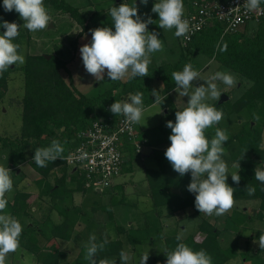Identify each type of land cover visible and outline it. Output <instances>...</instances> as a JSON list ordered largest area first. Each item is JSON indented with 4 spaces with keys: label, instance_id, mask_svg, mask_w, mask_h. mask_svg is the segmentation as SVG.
Instances as JSON below:
<instances>
[{
    "label": "trees",
    "instance_id": "16d2710c",
    "mask_svg": "<svg viewBox=\"0 0 264 264\" xmlns=\"http://www.w3.org/2000/svg\"><path fill=\"white\" fill-rule=\"evenodd\" d=\"M199 1L202 2V0ZM110 2L113 0H44V5L49 9L50 15L55 12L69 14L73 21L82 28L80 35L82 36L85 32L91 36L90 30L96 27L89 25L86 15L81 13V8L93 5L97 9L96 14L99 15L105 12L106 5L107 7L111 6H109ZM261 5L264 7V0ZM189 9L193 11L192 2ZM0 18L8 22H16L20 16L14 10L5 12L2 0L0 2ZM248 25L242 27L235 34H227L223 37L222 25L215 23L195 35L187 47L183 46L181 37L182 52L177 63H164L148 67V76L145 77H126L117 81H111L107 77L109 83L111 82L110 87L100 88L92 96L84 94L73 83L79 61L74 65L75 58L67 59L61 47H57V54H50V59L47 58L49 55L29 53L24 66L15 70H12V66H10L8 71L0 75V98L9 91L13 72L19 71L24 81V94L20 100L22 107L20 133L13 136H0V150L10 151V169L13 165L27 162L32 170L38 172L40 177V181H37L38 191L32 193L31 190H27L28 188H23L26 181L23 172L19 173L21 169L19 167L11 169L14 193L12 196L9 193L6 194L9 201L6 211L16 217L19 222L30 218V221L23 225L19 248L33 254L36 264H89L84 259L85 247L72 262H69L68 252L62 250L59 243L73 239L75 219L71 215V207L74 202V193L91 189L87 188L85 183H79L83 179L81 171L73 166L70 167L66 162V157L73 151L71 149L74 147L73 141H76L77 146L85 142L80 137L95 121L100 120L111 123L113 126L116 125L120 115L115 116L111 113L110 106L115 101L127 100L130 93H143V104L149 106L154 102L151 92L156 81L163 84L161 89L163 96L174 91L176 85L171 74L174 71H182L187 63L193 64L198 54L208 55L220 65V70L235 73L240 77L242 84H246L243 94L233 102L232 107L239 117H242L246 112L252 122L245 126L247 128L243 132L228 139L226 144L239 142L240 148L235 152L237 160H240L241 157L243 159L246 154L249 157L246 161L240 162L241 180L239 184L233 182L232 179L228 184L236 189L234 192L235 201L239 200L238 194L245 199L261 200L260 217H262L264 184L255 179V169L258 167L264 170V20L258 23L257 30L252 31L251 34L248 32ZM52 32L53 30L48 29L42 34L48 37V34L51 36ZM225 44H227V50L221 51L220 49ZM100 85L97 82L94 86L100 87ZM218 103L219 101H216L213 106L225 115L227 111L225 103L222 105ZM255 121H260L261 127H253L252 123ZM54 139L59 140L65 149L63 159L58 158L54 162H48L47 167H38L33 160L34 150L37 147L49 146ZM30 147L32 158L29 160L26 152ZM132 147V144L128 142L122 145L121 150L125 159L129 153H132L134 149ZM126 162L128 161L126 160L125 164ZM168 163L167 161V164L161 165L156 170L147 171V179L156 208L168 206L173 209V213L184 211L188 215L197 214L200 216L202 222L199 225L197 238L186 241H191L193 250H206L215 264L230 262L233 257L227 254L221 245L222 231L216 223L208 221L211 215L200 213L195 208V194L187 190V186L191 182V174L188 173L182 177L178 173L174 174L171 164L169 167ZM59 173H61L60 177H58ZM67 178H70L71 182H75L74 189H67ZM28 184L30 185V183ZM247 185L255 187L254 195L246 194ZM172 187L180 188L182 195L172 193ZM95 193L98 194V191L95 190ZM36 201H46L47 204L49 201L51 204H49L50 209L44 213L43 220L31 213L32 204ZM40 210L41 207H39ZM53 211L63 215L62 219L56 223L53 222ZM118 234L128 233L126 229L120 227ZM125 236L131 246L141 242L134 239L132 235ZM176 237L177 235L166 238L168 250H173L178 243H185L182 240L177 241ZM257 237L258 235L255 238ZM104 240H107V244L104 250L95 257L97 261L100 259L115 261L116 258H119L121 250L126 251L122 238L106 239L99 236L97 243ZM253 252L256 255L258 251L253 250ZM254 254H252L253 259Z\"/></svg>",
    "mask_w": 264,
    "mask_h": 264
},
{
    "label": "rangeland",
    "instance_id": "374dc122",
    "mask_svg": "<svg viewBox=\"0 0 264 264\" xmlns=\"http://www.w3.org/2000/svg\"><path fill=\"white\" fill-rule=\"evenodd\" d=\"M1 1L2 0H0V2ZM155 2H158V0H148L147 5L140 3V0H113V2L109 3V6H111L107 7L106 5L105 12L99 15L96 14L97 9L93 5L81 8V13L86 15L89 25L96 28L111 27L114 31L115 29L109 15V9L113 6L118 7L122 3L130 6H134V4H136L138 14L141 16V19L146 20L149 16H151L152 20L155 21L154 23L148 25V30L150 32H157L159 34L158 38H160L163 43V51L151 54V63L149 67L159 66L164 63H177L182 52V36H175V29L163 30L159 28L157 21L158 14L151 11ZM188 12L189 11H185L184 14H187ZM51 17L52 20L48 29L53 30V32L51 33V36L48 34V37L42 34L45 30L47 32L48 29L40 30V33L38 34L39 31L30 32L23 28L22 25L24 21L21 18L16 21L17 24L21 25V28L19 29L18 37L13 42L21 45L20 52L24 55L25 62L29 53L50 56L51 53L57 54V47H61V49L65 52L67 59L72 57L75 58L74 65L77 61H79L78 68L74 73L73 83L84 94L92 96L95 95L100 88L110 87L111 82L109 83L106 79V73L104 80H96L93 76L86 72L83 66L79 49L84 44L91 42V36L89 33L84 32L81 36L80 34L82 33V28L73 21L69 14L55 12L51 15ZM248 27V32L251 34L252 31L257 30L258 23L251 22ZM4 31H6V29L0 27V34ZM24 64L25 63L22 65H13L11 68L12 70H15L16 68H21ZM192 65L194 69L200 72V80L193 81L194 87L200 86L201 84L206 85L205 81L208 77L217 71H222L219 69L220 65L205 54H198ZM230 73L236 77L237 83L235 86L228 87L223 83L216 81L222 92L221 97L224 94H228L230 97V100L225 103L227 111L223 116V119L218 124L220 129L227 130L229 139L243 132L247 128L245 126H248L249 123L252 122L246 112L242 115V117H239L232 107L233 102L239 98L241 94H243L246 89V84H242L240 77L235 73ZM11 78L13 80L11 81L9 91L6 95H3L0 98V136H13L19 134L22 126V107L20 100L24 94V81L22 74L19 71L13 72L11 74ZM97 82L101 84L100 87L94 86ZM153 86V89H156L159 92L163 103L157 104L153 102L152 105L144 106L145 110L143 118L139 124H136L139 136L138 142L144 145L141 153L138 154L134 152L133 149L132 153L128 154L126 159L128 161L126 163L127 166L125 165L126 167L123 168L124 170L122 171V174L114 181L111 187L100 191L101 194H96L93 188L86 189L85 192L82 190L80 193H76V200H74V203L78 204L76 205L77 208L81 209L82 207V223L88 225L87 227H85L84 224L76 226V228H74L73 235L76 233L79 237L84 235V240L87 242L89 240V236L93 233L96 235L97 239L99 236H103L106 239L110 236L112 239H117V237L122 238L126 246V251L130 255L128 264H139L141 254L147 251H149L147 264H166L167 257L164 251L165 249L168 250V245L166 241H164L165 244L161 241V237L164 236L163 229L165 225L169 226V228L165 229V231L170 234L169 237L181 235V240L185 241V244L189 247H192L190 240L197 238L199 225L202 222V218L197 214L188 215L187 212L184 211L178 212L175 220L162 219V225H164L162 226V229H159L158 226L157 228L154 226V228L148 232H146V228L142 229L139 236L143 241L139 244L133 245L132 247H130L131 245L129 241H127L125 234H118V228L120 227L131 230L132 222H140L141 217H143V213L149 212L151 215L152 212L157 211L154 201L151 200L152 194L150 191V183L147 179V171L156 170L161 167V165L167 164L164 152L167 147L170 146V140L168 137L171 135V129L166 127V122L169 120L175 122V112L186 107V103L189 99L187 96H180L176 90L166 96H163L161 94L163 84L160 81H156ZM206 102L213 105L216 101L209 99ZM259 122L260 121L253 122V127H261ZM218 125L206 129L205 135L209 140L214 136L215 129ZM73 143L74 147L77 146L76 141H73ZM224 148L226 150V154L222 158L226 161V163H229L228 166L231 167L234 162V155L232 154V151L234 150L236 152L240 148L239 142L225 143ZM31 152L30 147L26 152L29 160L32 158ZM9 153V150H0V165L8 168H10ZM246 155L239 161V163L247 160L249 156ZM6 157H8V159H6ZM169 164L170 163H168V165ZM18 167L21 169L19 173L21 171L23 172V177L26 181L23 188L31 190L29 187H31V185L33 187V184L29 185L28 183H30L33 179L31 176L35 170H32L31 166L27 162L13 165L11 169ZM171 170L174 171L173 168H171ZM233 171H236V169L233 167L229 168L227 182L230 180V174ZM175 173L177 174V172L174 171V174ZM79 183H84V180H80ZM74 185H76L75 182L67 183V186ZM173 188L175 187H172L171 189ZM13 193L14 189L9 193V195L12 196ZM34 193H37V191ZM239 195L240 194H238L239 200L235 202L234 207L229 212L222 216H216L213 214L210 216L208 221L216 223L218 228L222 231V235L220 237L222 248L226 250L227 254L233 257L232 260L226 264H264V249H261L258 243L260 234L264 233V211L262 212V217H260L259 207L257 208L259 211L256 209L257 212H254V217L252 215L248 217L244 216V210L246 207H249L250 204L247 205L243 200V197ZM83 202L84 206L82 205ZM49 204V201L48 204L46 201H36L32 204L33 209L31 213L43 220L44 213L50 209L49 206L51 204ZM39 207H41L40 211H38ZM250 207L253 208V206ZM76 209L71 210L73 218H77L79 216L78 211H81L78 209L77 211ZM165 211L167 212V210ZM249 214H251V212H249ZM52 218L54 221H57V212L53 211ZM29 221L30 218H25L20 221V223L23 226ZM133 226L134 228L137 227L135 225ZM83 228L84 230H82ZM254 234L258 235V237L255 238V236L252 238L251 236ZM151 239H155L154 245H156V247H152ZM188 239H190V242L186 241ZM62 243V248L66 251L71 249L74 255H76L79 251L80 245L76 241ZM253 250L258 251L256 255ZM252 254H254V259L252 258ZM68 259L69 262H72L74 257H70ZM115 262L116 264H120V258H116ZM6 264H36V259L33 254L19 248L16 252L8 254ZM212 264H215L213 260Z\"/></svg>",
    "mask_w": 264,
    "mask_h": 264
},
{
    "label": "clouds",
    "instance_id": "9594fccd",
    "mask_svg": "<svg viewBox=\"0 0 264 264\" xmlns=\"http://www.w3.org/2000/svg\"><path fill=\"white\" fill-rule=\"evenodd\" d=\"M147 5L148 0H140ZM262 0H246L245 7L249 11L260 9ZM5 12L13 10L24 21L22 27L30 32L48 29L52 20L44 0H3ZM151 11L158 14V26L163 30L175 29L177 37L186 36L190 32V24L184 19L183 0H158ZM114 31L111 27H97L91 31V42L80 49L83 66L88 74L96 80H104L105 73L111 81L122 80L125 77L148 76L151 54L163 51V43L159 34L150 32L148 25L154 23L151 16L141 19L136 4H120L109 9ZM0 27L6 29L0 34V75L8 71L10 66L25 63V57L20 52L21 45L13 41L19 35L21 25L0 18ZM227 50V44L220 49ZM176 91L180 96L189 97L186 107L175 112V122L169 120L166 127L171 129L168 137L170 146L164 156L173 170L181 177L190 173L191 182L187 190L195 194V208L206 215L222 216L235 205L234 192L236 189L227 183L229 168L222 158L226 154L224 144L228 141L227 130L216 127L214 136L209 140L205 131L218 125L223 119V112L206 101H218L221 90L216 81L228 87L236 85V77L227 71H217L205 81V84L194 87L193 81L200 80V72L191 63L184 65L182 71H174ZM151 95L154 102L162 104L159 92L153 89ZM164 101V100H163ZM110 112L123 115L130 124H139L143 118V93L129 94L125 101H115L110 106ZM258 118V117H257ZM65 149L59 140H52L49 146L37 147L33 160L38 167H47L48 162L58 158L63 159ZM81 153L78 159L86 158ZM8 159V157H6ZM242 159V157H241ZM240 159V160H241ZM236 161L232 167L236 169L231 179L239 184L240 163ZM11 169L0 165V264H6L9 253L16 252L20 247V236L23 226L19 220L6 211L9 203L7 195L13 190ZM255 179L264 184V170L256 167ZM246 194H255V187L247 185ZM248 235V234H247ZM181 235L176 237L181 240ZM261 249H264V233L258 238ZM107 240L97 243L93 233L85 245L84 259L89 264H116L108 259L95 258L104 250ZM166 264H212V257L204 249L193 250L185 243H178L173 250L165 249ZM120 264H128L130 255L127 251L119 253ZM149 251L141 254L139 264H147Z\"/></svg>",
    "mask_w": 264,
    "mask_h": 264
},
{
    "label": "built area",
    "instance_id": "2783aa9c",
    "mask_svg": "<svg viewBox=\"0 0 264 264\" xmlns=\"http://www.w3.org/2000/svg\"><path fill=\"white\" fill-rule=\"evenodd\" d=\"M246 0H195L193 11L184 14V19L190 24V32L182 36L183 46L187 47L195 35L204 28L219 23L223 28V37L235 34L251 22L260 23L264 20V7L249 11ZM85 140L78 148L66 157L68 165L78 168L87 188L103 191L113 185L122 174L125 165V155L121 148L125 142L134 145L136 153L140 154L143 144L138 142L135 123H128L120 115L117 124L95 121L80 137ZM81 153L86 158L78 159Z\"/></svg>",
    "mask_w": 264,
    "mask_h": 264
},
{
    "label": "crops",
    "instance_id": "0c3cea01",
    "mask_svg": "<svg viewBox=\"0 0 264 264\" xmlns=\"http://www.w3.org/2000/svg\"><path fill=\"white\" fill-rule=\"evenodd\" d=\"M193 1H195V0H184L183 1V3H184V9H185V11H190V7H191V2H193ZM230 98V97H229ZM230 100V99H229ZM228 102V101H227ZM79 146H76V147H73V148H71L72 150H75L76 148H78ZM232 154L234 155V162H236L237 161V159H236V156H235V151L233 150L232 151ZM1 156V155H0ZM1 158V157H0ZM1 160V159H0ZM233 162V163H234ZM127 163V162H126ZM227 164H229V163H227ZM126 166H127V164H125ZM125 166V167H126ZM232 167V166H231ZM230 166H228V168H231ZM34 173H32V176L31 177H33V179L31 180V182H30V185L31 184H33V187H32V185H31V192L32 193H34L35 191H38V187H37V181L39 180V174L37 173V172H35V171H33ZM61 176V173H59V175H58V177H60ZM117 180V179H116ZM230 180H231V178H230ZM229 180V181H230ZM40 181V180H39ZM228 181V182H229ZM69 182H71V179L70 178H67V183H69ZM227 182V183H228ZM76 186L74 185V186H67V189H74ZM76 193H80V191H78V192H75L74 193V195H73V200H76ZM99 194H101V192H98ZM85 196V195H84ZM149 197H150V193H149ZM151 200H153V197L151 196ZM243 200L245 201V203L247 204V205H249L250 204V206H253V208H251L250 206L249 207H246V209L244 210V216H246V217H248V216H250V215H252L253 217L255 216V213L257 212V210L259 211V209L261 208V200H259V199H256V198H251V199H245V198H243ZM238 200H236L235 202H237ZM76 205H78V204H75L74 202H73V206L71 207V209L73 208V209H76L77 207H76ZM82 205L84 206V202L82 203ZM254 207H256V208H254ZM259 207V209H257ZM251 208V209H250ZM72 209V210H73ZM81 210V211H78V210ZM76 210L79 212V216L77 217V218H74L75 219V228H76V226H79V225H83L84 223H82V221H83V219H82V207H81V209H79V208H77ZM171 209V210H170ZM257 209V210H256ZM157 211H160V212H157V211H154V212H152L151 213V215L149 214V212H147V213H143V217H141V221L140 222H136V223H134V222H132V224H131V226H132V229L131 230H127L126 229V231H127V233L129 234V235H132V237L134 238V239H136V240H140V241H143L142 240V238L139 236L140 234V231H142V229H145L146 230V232H148V231H150L152 228H154V226L157 228V226L159 227V229H162V226H164V225H162V219H172V220H175L176 219V214H178V213H173V209L172 208H170V207H168V206H165V207H162V208H159V210L158 209H156ZM165 210H167V212L165 211ZM261 210V209H260ZM36 211H37V209H36ZM39 211V210H38ZM256 211V212H255ZM249 212H251V214H249ZM255 212V213H254ZM58 214V213H57ZM154 214H156V215H154ZM63 216V215H62ZM62 216L61 215H59L58 214V218H57V221L58 220H61L62 219ZM250 218V217H249ZM252 218V217H251ZM57 221H54L53 220V222L54 223H56ZM151 221V222H150ZM218 221V220H217ZM156 224V225H155ZM85 225V227H87V225L88 224H84ZM133 225H135V226H137L136 228H134V226ZM166 228H169V226H166L165 225V227H164V229H163V233H164V236H162L161 237V241L162 242H164V241H166V238H168L169 237V233H167L166 231H165V229ZM82 230H84V228L82 229ZM166 232V233H165ZM84 233V232H83ZM134 233H136V234H134ZM77 234V233H76ZM73 235V239L71 240V241H76V242H78V244L80 245L79 246V251L76 253V255H74L73 254V252H72V250L70 249V250H67V252H68V258H70V257H76L80 252H81V250L85 247V245L87 244V241H85L84 240V235H82V236H77V235ZM128 234H125V235H128ZM252 234V233H251ZM256 235L254 234V235H252L251 237L252 238H254ZM110 239H112V237L110 236L109 237ZM119 237H117V239H118ZM71 241H60V245H61V249L62 250H64L63 248H62V242H65V243H69V242H71ZM151 241H152V247H156V245H154V243H155V239H151ZM62 243V244H61ZM164 244H165V242H164ZM130 247H132V246H130ZM133 250V249H132ZM64 251H66V250H64Z\"/></svg>",
    "mask_w": 264,
    "mask_h": 264
},
{
    "label": "water",
    "instance_id": "95a60500",
    "mask_svg": "<svg viewBox=\"0 0 264 264\" xmlns=\"http://www.w3.org/2000/svg\"><path fill=\"white\" fill-rule=\"evenodd\" d=\"M48 59H50L51 57L50 56H47ZM224 97V98H223ZM229 96L227 94H224L221 99L219 100V105H222L224 103H226L227 101H229ZM100 192V191H98ZM171 192L174 193V194H177V195H182V190L180 188H173L171 189Z\"/></svg>",
    "mask_w": 264,
    "mask_h": 264
}]
</instances>
